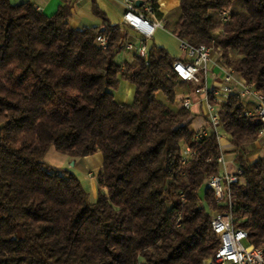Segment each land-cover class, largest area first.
I'll return each mask as SVG.
<instances>
[{"label": "trees", "instance_id": "1", "mask_svg": "<svg viewBox=\"0 0 264 264\" xmlns=\"http://www.w3.org/2000/svg\"><path fill=\"white\" fill-rule=\"evenodd\" d=\"M154 7L167 31L193 46L213 42L219 63L264 95V0H180L175 21ZM94 13L101 27L74 30L67 5L47 15L0 0V264H204L219 246L212 213L226 211L264 249V156L248 148L264 123L229 95L220 127L242 172L231 210L209 187L203 200L221 150L215 135L197 138L189 109L169 105L186 83L169 52L152 44L147 59L118 63L133 37ZM121 79L134 85L130 104L114 98ZM52 148L102 154L94 202L72 170L46 167ZM186 148L194 154L184 162Z\"/></svg>", "mask_w": 264, "mask_h": 264}, {"label": "built area", "instance_id": "2", "mask_svg": "<svg viewBox=\"0 0 264 264\" xmlns=\"http://www.w3.org/2000/svg\"><path fill=\"white\" fill-rule=\"evenodd\" d=\"M155 14L154 3L148 2L143 10H138L134 0L125 1L123 13L124 29L130 35L134 32L137 41H127L123 50L131 51L138 57L147 59L149 47L147 42L153 37L156 29L164 28V19L152 18ZM230 14L222 12V20L228 21ZM180 40V39H179ZM96 42L102 49L107 48V40L99 35ZM213 42L193 46L184 40H180V49L184 57L172 60V68L179 79L199 85L194 92L201 95L200 102L206 118V126L196 131L197 138L215 135L221 154L217 159L219 171L211 176L208 187L213 192L217 202L226 204L231 210L233 199L231 196V184L237 181V174L241 169H230V161L226 158L227 145L223 144L226 133L220 127L219 108L227 102L229 95L239 98L245 106L252 105L246 111V115H256L264 123V95L253 84L248 83L231 67L221 65L213 55ZM213 68H217L219 74L213 79L212 87H208V74ZM212 95V98L210 96ZM193 104L190 96L183 98L182 107L189 109ZM218 106V109H215ZM264 137V127L261 131V140ZM229 147L232 148V145ZM193 152L184 150V162L193 156ZM232 163V161H231ZM90 176V174H89ZM211 227L219 238V246L213 257L204 261V264H264V249L256 247L249 242L248 232L240 227H235L230 211L212 213Z\"/></svg>", "mask_w": 264, "mask_h": 264}, {"label": "crops", "instance_id": "3", "mask_svg": "<svg viewBox=\"0 0 264 264\" xmlns=\"http://www.w3.org/2000/svg\"><path fill=\"white\" fill-rule=\"evenodd\" d=\"M125 1L126 0H10L13 4H19L23 2H31L35 5V7L42 11L43 13L47 15L54 14L60 6L67 5L69 7V16L67 19V22L71 29L77 30L82 29L84 27H101L103 25V20L101 17L96 15L94 13L95 9H99L100 11L104 12L108 21L110 24L120 25L121 28L125 29L126 26L123 24V13L125 11ZM135 3L138 0H134ZM142 2L137 5L138 10L142 11L143 6L148 2H154L156 4V12L160 13L165 19L168 21H175L179 17V5L180 0H141ZM152 18H158L156 16V13L154 15H150ZM165 32L172 35L169 31H167L165 28H158L156 29L153 37H157L158 39H161L163 35H165ZM130 36L133 37V41H137V35L134 32H130ZM174 38L178 40V49L176 50L171 43L166 42V50L169 52L171 56V60L182 58L184 57V52L180 49V40L172 35ZM152 37V39H153ZM168 38L171 39V37L168 36ZM151 41V39L149 40ZM148 41V42H149ZM159 41V40H158ZM161 42H158V45L154 43L156 46H160ZM148 44V43H147ZM149 47V45H148ZM162 47V46H160ZM150 48V47H149ZM134 55V53H133ZM212 69L213 79L216 75L214 72L218 70L217 68ZM120 89L122 88L124 95L121 96L119 94L114 93V98L118 103L121 104H130L133 101L134 98V85L130 83L129 81H124L123 79L120 80ZM196 84L191 82H186L185 85L179 86L176 89V98L173 103H170L169 105L174 109H179L182 107V100L185 97L190 96L193 100V104L190 108V111L193 116V121L190 125V129L193 131H198L206 126V118L204 115V111L202 108V104L200 102L201 95L196 94L194 92L196 88ZM209 87V86H208ZM158 100L161 102L166 103V97L162 93L157 94ZM252 103H250V106ZM192 107H195L194 110H192ZM197 107V108H196ZM198 109V110H197ZM264 143V140H257L254 144L255 147H260L261 144ZM223 144L227 145V150H231L232 148L229 147L231 144L229 142L228 137L223 139ZM264 145V144H263ZM54 149V148H52ZM51 150V149H50ZM49 150V151H50ZM63 154V153H62ZM66 155V154H65ZM231 156V158L228 157ZM64 156V155H63ZM264 156L262 153H254L252 152L251 159ZM226 157H228V160L230 161V169L233 171L235 170V167H237V164L235 163V157L236 153L234 152H226ZM65 158V161L74 160V167L75 169H69L72 170L79 178V174L82 175V178L84 177V172L91 167L94 172V175H96V181L92 177H89L87 171L86 174V180L88 181V186L93 192L95 200L97 198L98 193V187H97V175L102 169V154L100 152L94 153L89 156L83 157L81 159L78 158H72L70 156L62 157ZM85 160V162H83ZM232 161V163H231ZM67 169V168H64ZM84 171V172H82ZM79 173V174H78ZM83 173V174H82ZM88 178V179H87ZM81 181V178H79ZM90 181V182H89ZM82 183V182H81ZM83 185V184H82ZM86 190V189H85Z\"/></svg>", "mask_w": 264, "mask_h": 264}, {"label": "rangeland", "instance_id": "4", "mask_svg": "<svg viewBox=\"0 0 264 264\" xmlns=\"http://www.w3.org/2000/svg\"><path fill=\"white\" fill-rule=\"evenodd\" d=\"M168 36L171 37V39L168 38ZM153 40H154V43L157 44V45H158V42H161L160 43V46H162L164 48H166V42L171 43V45L176 50L179 47L178 40L176 38H174L172 35H170L169 33H167V32H165V35H163V37L161 39H158L156 36L153 37V39L151 38V41L147 42L148 45H149V47L153 44ZM213 55L216 58L218 56L217 50L215 49V47L213 48ZM132 58H133V52L127 51V50H121L115 56V60L118 63H124L125 61L129 62V61L132 60ZM214 73L215 74H219V71L216 70ZM123 80L124 81H127L125 79H123ZM212 85H213V74H212V72H210L208 74V86L209 87H212ZM116 92H117V94H119L121 96L124 95V92H123L122 88L120 89V86L115 91V93ZM194 108L195 107H192V110H194ZM215 109L217 110L218 109V106H215ZM263 144L264 143H262L260 147H255L254 145H251V146H248V148L251 150V152H254V153H257V152L259 153L260 152V153H262L264 155V145ZM62 157H66V155L65 154H62L61 152H59L56 149H51L50 151L47 152V154L43 158V161H44V163H45V165H46V167L48 169H57L59 171L65 170L64 168H67V169H75L74 165L72 164L74 162V160H71L70 159V161L68 162V161H65L66 159L65 158H62ZM228 157L231 158V156H229V155H228ZM228 157H226V158L228 159ZM80 158L83 159V157H80ZM102 159H103V156H102ZM83 162H85V160ZM102 164H103V161H102ZM86 171H87L88 175L90 174L89 177H92L94 179V181H96V175H94V173H92V172H94V170L91 167H89ZM82 172H84V171H82ZM85 172H84V177L85 178H82V175L78 173L79 174V178H81V182H82L84 188L86 189V191L88 193L89 200L91 202H94L96 196L94 197L93 192H91V190H90V188L88 186V183H87L88 181L86 180V174L87 173H85ZM207 187H208V184L204 185V188L202 189V198H203V200H204V193H205ZM204 204H206V203L204 202Z\"/></svg>", "mask_w": 264, "mask_h": 264}, {"label": "water", "instance_id": "5", "mask_svg": "<svg viewBox=\"0 0 264 264\" xmlns=\"http://www.w3.org/2000/svg\"><path fill=\"white\" fill-rule=\"evenodd\" d=\"M141 2H142L141 0H138L136 1V4L139 5ZM72 164H74V162Z\"/></svg>", "mask_w": 264, "mask_h": 264}]
</instances>
